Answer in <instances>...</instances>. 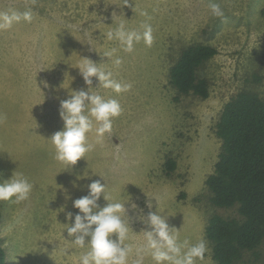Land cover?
Returning <instances> with one entry per match:
<instances>
[{"label": "rangeland", "instance_id": "rangeland-1", "mask_svg": "<svg viewBox=\"0 0 264 264\" xmlns=\"http://www.w3.org/2000/svg\"><path fill=\"white\" fill-rule=\"evenodd\" d=\"M211 3L220 5L223 17L211 14ZM29 9L30 23L0 30V181L16 169L34 185L27 201L0 202L5 264H79L87 249L72 245L66 228L79 211L72 200L87 195L93 180L105 182L113 200L130 195L145 215L147 204L153 205L151 211L179 230L181 242L203 239L208 252L196 264H215L207 221L213 214H238L236 207L211 203L205 180L220 152L216 124L225 103L240 90L264 98V0H129V6L123 0H0V13ZM142 11L151 16V47L140 41L126 53L117 41L107 40L106 33L120 22L143 31ZM194 44L217 50L201 69L209 83L206 98L180 93L170 78L181 51ZM112 48L123 59L118 68L104 57ZM81 57L132 87L117 94L95 87L92 78V92L118 100L122 113L113 118L102 144L95 143L94 122L88 135L94 150L70 168L54 159L49 138L64 126L59 102L71 89H87L75 68ZM167 159L175 162L169 172ZM84 172L88 178L77 180ZM65 190L71 199H65ZM106 203L102 196L100 206ZM132 227L125 243H144L145 225L135 221ZM60 248L71 255H61ZM144 264L155 262L147 256ZM236 264H264V240Z\"/></svg>", "mask_w": 264, "mask_h": 264}, {"label": "clouds", "instance_id": "clouds-1", "mask_svg": "<svg viewBox=\"0 0 264 264\" xmlns=\"http://www.w3.org/2000/svg\"><path fill=\"white\" fill-rule=\"evenodd\" d=\"M123 5L129 6V0H123ZM210 8L214 17L224 16L219 4L211 3ZM140 14L146 18L141 25L143 31L129 30L124 22H120L115 29L106 33L107 40L117 41L120 49L126 53L133 52L135 44L140 41L151 47L154 41L153 29L148 23L151 16L147 11ZM32 19L33 13L30 9L24 12H2L0 30L10 29L21 21L30 23ZM117 51V48H112L104 53V57L118 68L123 59L116 55ZM81 59L82 63L75 68L79 69L87 89H71L69 98L59 102V115L64 126L49 138L55 149L54 159L70 168L81 159L86 160V154L94 150L95 145L88 141V135L94 129V122L98 125L95 126V143L102 144L105 134L112 132L113 118L122 113L118 100H105L101 95L92 92V78L95 77L98 81L95 87L102 86L117 94L127 92L132 87L130 83L114 79L112 71H105L92 59ZM43 83L45 87H49L47 82ZM84 178H88V173L84 172L83 176L76 177L77 180ZM33 187L30 179L15 169L10 178L0 181V202L20 204L27 201ZM73 187H77L75 181ZM87 190V195L72 200L73 208L79 211L74 215V222L66 228L71 244L80 249H87L79 256V264H144L147 256H150L155 264H196L198 260L205 259L208 252L206 242L203 239L195 244L188 240L181 242L179 230L169 225L168 217L157 210L151 211L153 205L147 204L149 211L145 215L144 210L130 195L128 199L121 197L113 200L107 193V185L105 182L101 183V180H93L87 185ZM102 196L107 202L103 207L99 204ZM65 199H71L66 190ZM61 209L65 211L64 207ZM67 219L72 220L73 213L68 212ZM135 221L145 225L141 229L145 242L138 245L125 243L134 231L132 224ZM59 251L63 256L71 255L68 248H60Z\"/></svg>", "mask_w": 264, "mask_h": 264}, {"label": "trees", "instance_id": "trees-1", "mask_svg": "<svg viewBox=\"0 0 264 264\" xmlns=\"http://www.w3.org/2000/svg\"><path fill=\"white\" fill-rule=\"evenodd\" d=\"M216 53L208 44L184 48L171 68L172 84L182 94L208 97L209 83L201 69ZM216 134L220 152L205 184L214 206L236 207L238 215L213 214L205 235L215 264H236L264 240V98L249 90L234 94L222 109ZM174 166L172 159L164 163L168 172ZM0 264H5L1 245Z\"/></svg>", "mask_w": 264, "mask_h": 264}]
</instances>
